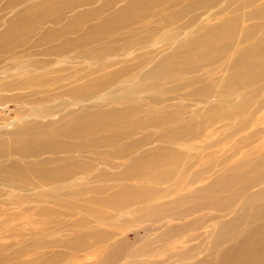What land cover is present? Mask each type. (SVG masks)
Wrapping results in <instances>:
<instances>
[{
	"label": "rangeland",
	"instance_id": "rangeland-1",
	"mask_svg": "<svg viewBox=\"0 0 264 264\" xmlns=\"http://www.w3.org/2000/svg\"><path fill=\"white\" fill-rule=\"evenodd\" d=\"M255 206L236 264H264V0H0V264H182Z\"/></svg>",
	"mask_w": 264,
	"mask_h": 264
},
{
	"label": "bare ground",
	"instance_id": "bare-ground-1",
	"mask_svg": "<svg viewBox=\"0 0 264 264\" xmlns=\"http://www.w3.org/2000/svg\"><path fill=\"white\" fill-rule=\"evenodd\" d=\"M7 169L19 172L21 167H16L12 164ZM259 209L260 206H255L251 209L242 207L240 210L236 211L232 217L223 221L220 220L221 222L213 226V230L208 235L200 255H197L195 259L191 258L192 260L187 259V261L182 264H209L212 262L211 257L213 255L217 257L213 260L215 264H236L239 254L249 242L251 243V239H253L252 237L255 235L256 227L253 225V218L258 215ZM250 210L251 214L249 215L248 212Z\"/></svg>",
	"mask_w": 264,
	"mask_h": 264
}]
</instances>
